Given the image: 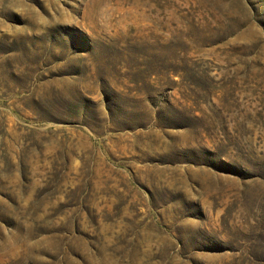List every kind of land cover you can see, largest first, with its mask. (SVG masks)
Here are the masks:
<instances>
[{
    "label": "rangeland",
    "instance_id": "obj_1",
    "mask_svg": "<svg viewBox=\"0 0 264 264\" xmlns=\"http://www.w3.org/2000/svg\"><path fill=\"white\" fill-rule=\"evenodd\" d=\"M0 264H264V0H0Z\"/></svg>",
    "mask_w": 264,
    "mask_h": 264
}]
</instances>
